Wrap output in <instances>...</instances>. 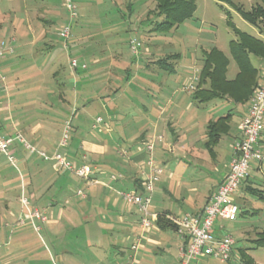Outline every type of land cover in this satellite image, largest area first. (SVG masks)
Segmentation results:
<instances>
[{
  "label": "crops",
  "instance_id": "crops-1",
  "mask_svg": "<svg viewBox=\"0 0 264 264\" xmlns=\"http://www.w3.org/2000/svg\"><path fill=\"white\" fill-rule=\"evenodd\" d=\"M19 15L18 25L6 27L0 24V42L11 38L7 43L9 50L0 60L1 74L6 77L5 81L0 79V132L11 136L21 133L37 148V152H30L16 141L13 152L17 163L13 166L19 170L20 164L29 181L25 191L30 192L32 206L45 210L47 220L29 219L20 225L19 217L26 210L22 206V211L16 213L12 209L10 189L0 187V209H4L0 211L3 217V222L0 221V264H45L50 250L46 248L43 251L32 244L34 231L42 230L55 247H58V240L68 234L84 238V247L90 251L84 264H180V249L186 240L169 225V217L199 213L204 209L228 173L234 141L248 103H238L227 97L215 98L207 103L197 102L203 106L220 99L223 102L220 111L223 112H217L209 119L200 137L187 139V134L181 132L180 116L173 110L169 111L162 99L164 96L161 95L160 99V93L152 97L145 93V97L143 93L148 89L137 91L134 98L138 101L135 103L133 97L132 100L124 97L125 91L120 89L118 83L124 79L122 74L129 68L126 58L108 53L100 58L93 56L88 75L76 72L79 68L88 69L86 62L82 63L87 65L85 68L73 69L68 74L60 62L49 64L45 61V57H49L55 49L47 29L52 22L51 16H45V27L38 30L29 20L31 13L28 8L22 9ZM81 29H77L74 36L77 40ZM263 37L262 33L257 36L260 39ZM76 39L73 46L80 48V52L87 57L85 61H88L92 57L89 54L90 45L81 46ZM149 52L148 49L145 54L149 57L146 64L151 67V72L160 70L167 74L172 71L169 60L167 64L160 65L156 63L157 59H150ZM225 55L230 61L227 79L233 80L239 67L236 63L237 69L230 74L231 61L235 59ZM30 57L47 65L33 66L31 70L23 71L22 65ZM259 67L262 72L264 64L260 63ZM197 75L200 76V73ZM72 81L77 83L76 87L75 84L71 87ZM151 87L155 88V84L152 83ZM156 88L160 90L157 85ZM93 103H98L100 107L96 114L91 112ZM235 112L239 116L238 121L233 122ZM228 113L231 114L229 130L224 129L212 149L208 146L203 148L208 141L203 140V134L208 133L209 123ZM86 115L91 119L89 124L85 122ZM98 117L102 121L97 124ZM68 120L72 123L73 131L68 144L61 145L62 130ZM228 137H231L229 144L226 143ZM149 141H153L154 157L164 168L150 209L158 216H164L165 220L160 224L155 222L150 230L145 231L140 224L138 207L126 203L121 192L140 187ZM39 151L60 152L76 166L90 164L94 169L92 178L96 182L89 184L79 177L80 181H73L71 174L58 170L55 163L43 159ZM182 152L187 159H191L190 162L196 163L195 166H203L205 170V180L199 187L190 189L181 180L175 183L172 173L166 170L170 166L166 155L175 153V158H179ZM256 170L262 171V166L258 165ZM208 173L214 177L212 185L207 182ZM112 175L117 177L113 178ZM248 180L249 176L240 190ZM74 183L84 190L85 195L75 194L72 197ZM47 193H51V197L46 196ZM216 224L215 235L226 234L224 226L216 227ZM134 244L137 245L136 249H132ZM67 245L68 248L63 251L67 252L65 255L77 257L76 252L80 249ZM63 252L60 255L64 257ZM71 261L67 257L61 258L64 264Z\"/></svg>",
  "mask_w": 264,
  "mask_h": 264
},
{
  "label": "rangeland",
  "instance_id": "rangeland-1",
  "mask_svg": "<svg viewBox=\"0 0 264 264\" xmlns=\"http://www.w3.org/2000/svg\"><path fill=\"white\" fill-rule=\"evenodd\" d=\"M76 3L79 16L73 22L71 21L73 23L72 34L67 40L59 35L60 29L70 21L63 0H0V24L6 27L14 24L18 25L19 12L28 8L31 13L30 22L35 24V28L41 30L45 27L44 20L47 18L45 16H51V19H49L52 22L50 28L47 29L55 44V49L49 57H45V61L49 64H53L54 61L60 62V65L64 66L68 74L74 69L71 66V60L74 58L78 60L79 64L86 62L89 65L88 69L82 70L79 68L76 72L88 75L91 71L93 56L100 58L107 53L120 54L129 62L128 70L122 74L124 79L118 83L121 86L120 89L125 91L124 97L127 100H132V97H136L135 93L137 91H146V89H148L147 92L143 94L146 93L150 97L153 94L158 95L160 93V99L161 95L164 96L162 99L165 100L169 111L173 110L180 116V122L182 121L180 124L183 126L181 132L187 134V139L200 137V132L209 119L217 112H223L220 111L223 105L220 99L201 106L194 100V93L185 89V86L192 81L195 68L200 73L204 63L205 50L208 51L213 47H217L232 59L231 41L236 40L238 36L233 28L228 25V20H231L237 28L247 33L255 36L260 33L264 34V15L260 12L264 7L262 0H196L197 9L194 15L181 23L179 27L163 33L150 31L153 28L152 22L156 21L154 15L156 0H76ZM238 8L248 11L259 26L245 20L238 12ZM227 16H229V19H227ZM81 27L82 34L79 33L77 40L74 36L77 29ZM9 38L4 39L6 43H9L11 39ZM133 38L142 43L137 54L133 53L130 48V40ZM74 39L80 42L81 46L84 44L90 45L91 52L89 54L92 57L88 58V61H85L87 57L80 52V48L73 46ZM65 45L67 47L71 45V47L66 48ZM148 49L150 59H157L156 63L169 60L174 65L173 70L167 72V74L160 70L155 73L151 72V67L149 68L146 64L149 57L145 54V51ZM252 61L256 66H260L259 59L255 56H252ZM44 65L47 64H44L43 61L39 63L30 57L22 65V70L29 71L33 66L42 67ZM230 68V74L234 69H237V64L233 59ZM92 83L94 84V82ZM152 83L155 84V88L151 87ZM71 84V87L73 84H75V87L77 86V83H73V81ZM195 84L197 85L198 82ZM156 85L161 92L156 88ZM133 101L135 103L138 99L134 98ZM98 105V103H93L92 114H96V111L100 108ZM238 116V113L235 112L233 122L238 121ZM90 120V117L86 115L85 122L89 124ZM208 139V133L205 134L204 132L203 140L207 141ZM226 141L228 144L231 143V137L226 138ZM202 147H207L206 142ZM172 154L166 155L170 164L166 170L172 173L175 183L181 180L190 189L199 187L200 183L205 180L203 166H195L196 163L190 162L191 159H187L183 152L179 154V158H175V153ZM258 165L262 166V171L256 170ZM18 166L19 170L9 163L5 155L0 154V187L3 188L4 186L6 189L7 187L10 189L13 202L12 209H15L16 213L22 211V196L30 199L29 190L25 191V187L28 188V178L25 172L22 171L20 164ZM66 173L71 174L73 181L78 182L81 179L69 171ZM210 175L212 174L208 175L207 182L212 185L214 177ZM247 185L258 189L259 191L255 190L257 194L245 188ZM245 187L241 189L242 191L240 190L234 194L235 201L240 208L237 219L233 221L219 220L216 224V227L217 225L224 226L223 230L235 237L236 243L230 261L221 262L212 257H202L193 261L192 264H243L241 258L243 251L253 258L254 264H264V245H259L257 242L264 232V163L260 164L252 161L249 180ZM79 188L76 186L71 188L72 197L77 193L76 189ZM50 194L47 193L46 196H50ZM0 211L3 212L4 209L2 208ZM0 221L3 222L2 215H0ZM76 235L68 234L67 237H62L58 240V247H55L43 230L40 232L34 231L32 244L42 248L43 251H46V248L50 250L51 254L49 253L45 264H64L61 262V258L64 257L72 260L66 264H84L87 262L90 251L84 247L85 239ZM75 239L78 241H75ZM66 244H71L70 246L76 250L80 249L76 252L77 257L65 255L67 252L63 251L64 248H68V245L65 246ZM60 252H63L65 256L60 255Z\"/></svg>",
  "mask_w": 264,
  "mask_h": 264
},
{
  "label": "built area",
  "instance_id": "built-area-1",
  "mask_svg": "<svg viewBox=\"0 0 264 264\" xmlns=\"http://www.w3.org/2000/svg\"><path fill=\"white\" fill-rule=\"evenodd\" d=\"M64 8L69 14L70 21L60 29V36L67 40L72 34L73 21L78 18V6L76 0H63ZM72 21V22H71ZM67 46V45H66ZM142 43L133 38L130 40V48L133 53L139 52ZM9 50L6 41L0 42V60ZM71 66L76 69L85 68L86 64H79L76 58L71 60ZM198 69H195L192 81L185 86L188 91L196 89V82L199 81ZM0 79L5 81L6 77L1 74ZM102 121L98 117L96 123ZM95 126V125H94ZM239 134L234 141L233 157L228 173L224 180L219 184L217 190L211 195L204 209L199 213H186L180 217L170 216L169 218L177 225V231L185 240L186 244L180 249V264H192L193 261L202 257H212L221 262H227L233 253L235 237L229 233L216 236L214 228L216 222L221 220L233 221L237 219L239 206L235 201L234 194L237 193L244 181L250 175L251 163H264V67L261 72V79L256 86L253 95L247 105L245 115L239 124ZM73 131L70 120L64 124L60 139L61 145H67ZM20 142L24 149L30 152H37V148L26 140L21 134L15 136L4 135L0 132V154L7 157L9 163L16 166L17 157L13 152L15 142ZM155 146L153 141L146 144L147 158L142 169V190L122 191V198L129 205H136L141 214L140 224L145 231L150 230L157 220L158 215L150 209L153 193L159 183L164 168L154 157ZM45 160L53 161L58 170L69 171L75 176L85 179L89 184L95 183L92 178L94 169L90 164L76 166L66 155L60 152L49 153L39 151ZM116 178V175H112ZM77 195H85L82 189H76ZM21 203L26 212L22 215L18 223L24 225L27 220L39 219L47 220L45 210L37 209L32 206L31 200L22 196ZM39 230V227H36ZM137 245H132L136 249Z\"/></svg>",
  "mask_w": 264,
  "mask_h": 264
},
{
  "label": "trees",
  "instance_id": "trees-1",
  "mask_svg": "<svg viewBox=\"0 0 264 264\" xmlns=\"http://www.w3.org/2000/svg\"><path fill=\"white\" fill-rule=\"evenodd\" d=\"M264 3V0H262ZM197 9L196 0H156L155 19L153 28L150 30L154 33H163L179 27L186 19L191 18ZM238 12L242 17L254 25H258L257 21L251 17L248 11L238 8ZM260 12L264 15V7ZM151 13V12H150ZM229 19V16H227ZM228 25L233 28L238 38L231 41L232 56L238 64L239 71L233 80L227 79V71L229 65L228 57L216 47L204 52V63L200 70L197 89L192 91L194 100L198 103H207L215 98H232L238 103H249L251 96L254 93L256 86L261 79V69L252 61V56L259 59L260 63L264 64V40L257 38L250 33L237 28L231 20H228ZM160 65L167 64L159 61ZM170 70H173L174 65L169 64ZM209 80V81H208ZM231 114L221 116L218 120L210 122L208 125V141L207 146L212 149V145L216 143L224 132L229 130V119ZM225 131V132H226ZM72 134V133H71ZM142 181L137 190H142ZM247 188L254 194L259 191L253 187ZM165 218L159 215L156 224L164 221ZM169 225L177 229V225L169 222ZM262 237L257 240L259 245H264V232ZM263 241V242H262ZM232 257V256H231ZM243 264H254V260L246 252H242ZM231 259V258H230ZM230 259L228 261H230Z\"/></svg>",
  "mask_w": 264,
  "mask_h": 264
}]
</instances>
